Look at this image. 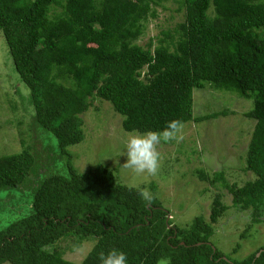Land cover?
Listing matches in <instances>:
<instances>
[{"label":"trees","instance_id":"1","mask_svg":"<svg viewBox=\"0 0 264 264\" xmlns=\"http://www.w3.org/2000/svg\"><path fill=\"white\" fill-rule=\"evenodd\" d=\"M163 1L0 0V32L25 87H14V94L28 99L36 126L62 157V171L53 166L39 174L28 213L0 224V264H100V253L113 248L126 252L129 264H264V248L235 261L210 241V224L227 209L220 192L212 191L209 223L198 215L180 227L156 198L145 201L136 188L119 183L113 169L75 164L80 157L73 148L85 139L83 116L94 101L109 103L123 131L143 133L174 119L184 124L216 118L194 117L196 90L235 91L253 100L245 113L254 127L244 169L254 179L238 186L223 171L195 172L212 187L225 188L234 207L251 209L252 221H260L264 0H172L182 11L180 21L161 30L156 44H139ZM37 158L32 141L23 142L20 152L0 155V189L28 188ZM85 242L92 246L81 262L64 257L66 247Z\"/></svg>","mask_w":264,"mask_h":264},{"label":"rangeland","instance_id":"2","mask_svg":"<svg viewBox=\"0 0 264 264\" xmlns=\"http://www.w3.org/2000/svg\"><path fill=\"white\" fill-rule=\"evenodd\" d=\"M177 6L172 0L155 6L157 15L148 18L138 43L145 45L152 40L156 44L161 30L173 28L182 18V11H176ZM22 86L0 32V155L20 152L23 142L28 144L31 141L36 145L38 154V167L28 177V188L0 189L1 225L28 213V203L33 195L31 188L41 172L53 166L62 171V157L55 141L36 126L28 99L20 100L14 94V87L16 90ZM252 101L235 91L210 86L196 90L194 117L218 116L184 123L183 140L159 144L160 166L155 176L138 175L123 166L126 157L120 155V151L128 135L136 132L123 131L121 119L109 103L94 101L83 116L85 139L73 148L80 157L75 164L83 170L100 164L113 169L119 183L149 190L152 197L168 211V220L180 227L187 226L198 215H203L205 222L209 223L213 192H220L227 209L216 223L210 224L213 231L210 241L230 259L243 260L264 248V209L260 221L253 222L251 209L239 210L234 207L231 195L225 188L212 187L208 182L201 181L195 170L203 168L210 174L223 171L227 181L238 186L254 179L253 173L244 169L246 149L254 127L253 119L245 113L252 109ZM13 103H17L14 110L11 107ZM151 185L155 188L151 189ZM91 246L90 242H85L82 247L73 250L66 247L64 257L79 263Z\"/></svg>","mask_w":264,"mask_h":264},{"label":"clouds","instance_id":"3","mask_svg":"<svg viewBox=\"0 0 264 264\" xmlns=\"http://www.w3.org/2000/svg\"><path fill=\"white\" fill-rule=\"evenodd\" d=\"M182 130L183 122L174 119L168 121L162 129L129 134L120 151V155L126 157L123 166L138 175H157L160 166L157 146L172 141L180 142L183 140ZM136 191L145 201L150 202L153 198L151 192L145 188L137 187ZM99 260L100 264H129L127 253L117 248L106 253L101 252Z\"/></svg>","mask_w":264,"mask_h":264},{"label":"water","instance_id":"4","mask_svg":"<svg viewBox=\"0 0 264 264\" xmlns=\"http://www.w3.org/2000/svg\"><path fill=\"white\" fill-rule=\"evenodd\" d=\"M258 254H259V253H258ZM258 254H257V255H258Z\"/></svg>","mask_w":264,"mask_h":264}]
</instances>
